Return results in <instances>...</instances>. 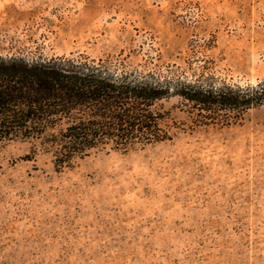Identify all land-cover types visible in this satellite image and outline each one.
Listing matches in <instances>:
<instances>
[{
  "label": "rangeland",
  "instance_id": "374dc122",
  "mask_svg": "<svg viewBox=\"0 0 264 264\" xmlns=\"http://www.w3.org/2000/svg\"><path fill=\"white\" fill-rule=\"evenodd\" d=\"M0 57L256 86L264 0H0ZM156 108L169 140L68 169L0 143V264H264V105L212 123L179 98Z\"/></svg>",
  "mask_w": 264,
  "mask_h": 264
},
{
  "label": "trees",
  "instance_id": "16d2710c",
  "mask_svg": "<svg viewBox=\"0 0 264 264\" xmlns=\"http://www.w3.org/2000/svg\"><path fill=\"white\" fill-rule=\"evenodd\" d=\"M170 98L190 104L206 122L238 121L264 105V81L201 86L117 74L63 57H0V143L38 142L56 169H68L91 151L127 153L169 140L156 107Z\"/></svg>",
  "mask_w": 264,
  "mask_h": 264
}]
</instances>
